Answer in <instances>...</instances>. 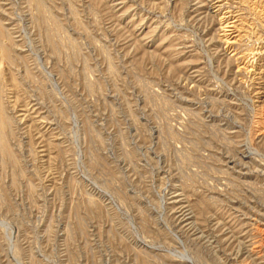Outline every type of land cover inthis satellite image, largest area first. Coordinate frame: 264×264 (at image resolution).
<instances>
[{
    "label": "rangeland",
    "instance_id": "1",
    "mask_svg": "<svg viewBox=\"0 0 264 264\" xmlns=\"http://www.w3.org/2000/svg\"><path fill=\"white\" fill-rule=\"evenodd\" d=\"M0 264H264V0H0Z\"/></svg>",
    "mask_w": 264,
    "mask_h": 264
},
{
    "label": "bare ground",
    "instance_id": "2",
    "mask_svg": "<svg viewBox=\"0 0 264 264\" xmlns=\"http://www.w3.org/2000/svg\"><path fill=\"white\" fill-rule=\"evenodd\" d=\"M46 71H47V70H46ZM48 74H49V75H52V73L49 72V71H48ZM52 76L54 77V75H52ZM183 257H187V258H189V259L191 260V258H190L189 256H185V255H184Z\"/></svg>",
    "mask_w": 264,
    "mask_h": 264
}]
</instances>
